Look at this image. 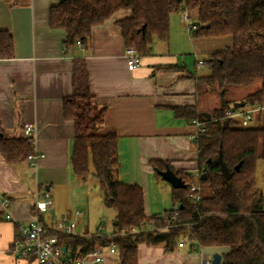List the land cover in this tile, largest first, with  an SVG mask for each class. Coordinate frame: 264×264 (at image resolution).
I'll return each instance as SVG.
<instances>
[{
  "label": "crops",
  "instance_id": "1",
  "mask_svg": "<svg viewBox=\"0 0 264 264\" xmlns=\"http://www.w3.org/2000/svg\"><path fill=\"white\" fill-rule=\"evenodd\" d=\"M60 1L0 0V30L14 37V56L0 58V135L25 139V126L32 125L35 150L44 155L36 165L28 158L11 163L0 150V264H36L32 256H15L11 247L19 224L36 218V201L45 192L52 204L40 215L44 224L54 227L61 220H74L75 234L82 236L99 229L107 235L114 231L116 212L108 223L103 211L107 206L93 195L96 181H82L73 170L76 127L65 117L64 102L75 93L78 64L88 74L93 101L106 107L101 131L119 137V179L143 188L149 216L166 210H153L150 180L160 185L164 179L152 161H168L174 171L200 170L197 142L190 139L196 127L177 116L174 107H196L203 113L220 105L211 111L203 107L210 92L199 78L209 71L200 72V63L193 66L192 58L209 57L218 40L227 37H195L182 12H176L170 18L169 39H156L141 64L130 68L118 24L131 15L130 9H120L95 26L87 46L67 48L65 30L49 23L50 9ZM101 247L102 261L88 255L85 264L120 263L118 250ZM196 248L185 241L173 251L140 243L138 264H204L213 248Z\"/></svg>",
  "mask_w": 264,
  "mask_h": 264
},
{
  "label": "trees",
  "instance_id": "2",
  "mask_svg": "<svg viewBox=\"0 0 264 264\" xmlns=\"http://www.w3.org/2000/svg\"><path fill=\"white\" fill-rule=\"evenodd\" d=\"M120 9L131 10V15L118 24L126 46L135 47L141 57L150 53L156 39H169L170 18L176 12H196V18L191 19L201 25L191 28L195 37L232 38V45L204 61L209 73L199 78L209 89L220 91V105L211 112V118L196 107H174L177 116L206 124L196 142L199 171L207 178L175 171L187 183L183 188L172 186L175 206L147 215L143 188L119 179V137L115 132L101 131L106 107L93 101L88 74L82 63L78 64L75 93L64 102L65 117L76 127L73 170L82 181H96L103 203L116 212V218L110 235L102 229L84 236L58 233L61 244L73 257H80L92 253L97 245L114 243L119 264H138L140 243L163 245L166 251H173L184 237L194 243L192 246L225 248L220 264H264V188L257 182V165L260 161L264 164V0H61L51 7L49 23L52 28L65 30L67 48L78 41L87 46L93 28ZM13 56V34L0 30V58ZM257 82L261 88L242 103L261 106V118L257 125L244 127L240 120L227 117V112L235 109V102L227 99L228 87ZM0 150L11 163L32 153L27 137L0 135ZM220 150L234 173L229 180L220 169ZM152 164L156 171L171 167L162 160ZM196 177L199 201L188 185ZM176 206L179 213L174 216Z\"/></svg>",
  "mask_w": 264,
  "mask_h": 264
},
{
  "label": "built area",
  "instance_id": "3",
  "mask_svg": "<svg viewBox=\"0 0 264 264\" xmlns=\"http://www.w3.org/2000/svg\"><path fill=\"white\" fill-rule=\"evenodd\" d=\"M184 19L189 24L190 28H194L193 21L188 13H184ZM79 47H82L81 41L77 42ZM126 56L130 68H136L141 64L142 57L138 53L135 47L126 48ZM200 65L204 64V61H199ZM262 109L261 106L251 107L249 109L238 108L231 109L227 112V117L235 118L241 121L242 126H250L253 122L255 115ZM196 127V131L190 135V139L197 141L201 133L206 130V124L203 121L195 120L193 122ZM25 134L32 147V153L29 154L28 159L33 165H36L37 160L44 156L35 150L36 142V128L32 125L25 126ZM202 172L191 173L192 176H200ZM193 192L198 191L200 186L195 181L188 182ZM193 197L196 201L200 200L198 193H193ZM4 205L7 206L9 203L8 199L3 201ZM52 204L51 196L48 192H45L43 198L38 199L35 205L36 218L27 224H19L18 235L15 238L11 252L17 257H34L36 264H85V258L88 255L95 256L96 262H101L100 256L102 247L96 246V249L87 255L80 257H73L68 249L63 250L64 245L61 244L58 233L75 234L77 223L74 220H61L56 226L51 227L44 224L41 220V213L48 211ZM178 206L175 207L173 215H178ZM7 219H12L10 214L7 215ZM137 229H133V232H137ZM180 246L184 245V241L181 240ZM112 252H116L117 246L113 243L110 246ZM212 261H206V264H211Z\"/></svg>",
  "mask_w": 264,
  "mask_h": 264
},
{
  "label": "rangeland",
  "instance_id": "4",
  "mask_svg": "<svg viewBox=\"0 0 264 264\" xmlns=\"http://www.w3.org/2000/svg\"><path fill=\"white\" fill-rule=\"evenodd\" d=\"M182 15H184V13H182ZM189 16L192 17L193 19L196 18L197 14L196 12H190ZM194 21V20H193ZM219 45L217 46L218 48L214 49V51L216 50H222L224 48H226L227 46L232 45V38L229 36L227 38H220L219 40ZM212 51V52H214ZM208 58V55H198L197 57L195 55H193V63L192 65L194 66L196 62H199V60L201 59L203 61V59ZM196 60V61H195ZM197 66L199 67V71L200 72H208L209 71V67L207 65H199L198 63H196ZM229 91L227 94V99H229L232 102H242L244 100V98L246 96H248L249 94H252L254 92H256L257 90H259L261 88V82H257L251 86H247V87H240V86H230L228 87ZM207 91L210 92V95L206 98V105L203 106L205 109H208L209 111H211L215 106L219 105L220 103V91L217 90H209L207 88ZM242 108L245 109H249L251 108L249 105H246ZM214 111V110H212ZM208 112V111H207ZM260 112V111H259ZM257 112L254 118V121L251 123V125H257L258 124V118H261V114ZM211 113V112H208ZM257 119V120H256ZM153 179V178H151ZM196 183L199 184V177H196L195 179ZM257 182L259 184V186L261 188H264V164L262 161H260L257 165ZM159 183H161L160 185H158L157 183L153 182V180H150V196H151V200L153 203V210L156 212L157 210L160 209V211H164L169 210L171 208H173L175 206V203L173 201L172 198V187L171 184L165 180H161L159 179ZM93 195H95L94 197L98 196V197H102V192L99 188L98 185H93ZM159 207V208H158ZM106 213L104 214L106 217V221L109 223L111 222V215L114 214V210L108 207L103 208ZM164 213V212H163ZM180 240L185 241V243L190 246L193 245L194 243L190 242L188 239L181 237ZM196 245V251L201 252V247L199 244H195ZM211 249L213 248L209 260L206 261H212L213 260V256L215 253H223L226 249L225 248H221V247H210ZM204 261V264H206Z\"/></svg>",
  "mask_w": 264,
  "mask_h": 264
},
{
  "label": "water",
  "instance_id": "5",
  "mask_svg": "<svg viewBox=\"0 0 264 264\" xmlns=\"http://www.w3.org/2000/svg\"><path fill=\"white\" fill-rule=\"evenodd\" d=\"M193 25L195 27H198L201 25V23L199 21H194ZM244 103L242 102H236L234 103V107L236 109L244 107ZM202 115L206 118H211V113L208 112H203ZM210 161V160H209ZM208 161V162H209ZM219 164H220V169L222 172V175L224 176L225 179L229 180L233 177V172L230 170L229 166L227 165V163L224 160V156H223V151L220 150L219 152ZM240 164H238L236 166V170H240ZM158 173L161 175L162 179H164L165 181L169 182L174 188H183L187 186V183L185 182V180L183 179V177L178 176L175 171L170 167L167 166L166 169L164 170H158ZM201 178L203 180H205L207 178V174L203 173L201 175ZM64 251H67V247L64 246L63 247ZM222 261V255L221 253H215L213 256V260L211 262V264H220Z\"/></svg>",
  "mask_w": 264,
  "mask_h": 264
}]
</instances>
